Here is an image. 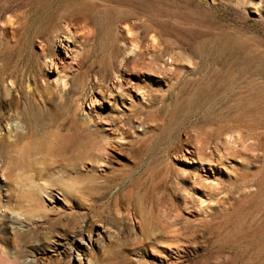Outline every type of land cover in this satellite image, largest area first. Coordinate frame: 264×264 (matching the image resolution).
<instances>
[{
  "label": "rangeland",
  "instance_id": "374dc122",
  "mask_svg": "<svg viewBox=\"0 0 264 264\" xmlns=\"http://www.w3.org/2000/svg\"><path fill=\"white\" fill-rule=\"evenodd\" d=\"M230 30L264 56V0H0V138L16 124L11 136L28 134L13 115L19 93L30 96L15 86L24 78L36 89L30 100L68 94L75 120L109 142L96 163L65 173L80 189L74 198L60 187L51 198L36 193L18 236L5 219H23L15 204L30 194L27 178L44 183L23 168L31 140L6 151L0 255L16 248V264H264V119L168 132L178 77L201 70ZM45 124L32 130L38 144L64 132L60 121Z\"/></svg>",
  "mask_w": 264,
  "mask_h": 264
},
{
  "label": "bare ground",
  "instance_id": "6f19581e",
  "mask_svg": "<svg viewBox=\"0 0 264 264\" xmlns=\"http://www.w3.org/2000/svg\"><path fill=\"white\" fill-rule=\"evenodd\" d=\"M262 43L264 44V40ZM261 54L264 53L261 52ZM200 65L201 70L191 71L182 78L178 77V87L172 95L173 107L171 113L169 112L168 132L174 129H184L189 123L193 128H211L228 121L244 122L254 119L261 122V119H264V56L257 53V56L253 57L247 53V44L238 32L231 31L219 41L214 42L210 46L209 54L202 58ZM25 83L26 80L22 78L15 86L16 88L20 87L22 92L31 96L36 92V89L33 88L31 91L30 86H25ZM5 92V96L16 98L12 89ZM19 95L20 100L25 102L23 105H21L22 103L17 105L13 115L19 124L26 125L28 134L23 135L20 132L11 136L12 131L17 132L21 128L16 124L11 126L7 138L4 136L0 138V166L3 167L2 165L5 164V153L10 149H18L24 139L31 140V145H26L24 148L25 163L23 168L34 172L35 176L44 184L35 185L31 178L26 179L30 194L21 201H16L15 204L16 208L24 211L23 219L17 217L5 219L6 231L14 236L25 234L29 230L32 217L35 214L33 212L35 207L32 203L38 199L36 193L41 192L48 195L51 188L60 187L63 199L74 198L80 189L68 183L70 177L65 173L70 169H75L77 165L84 166L86 161L95 162L98 159L96 156L103 157L108 153L107 147H109L106 136H102L98 129L83 128L84 126L88 127L90 122L82 117L75 120L72 112L76 113L78 107H70L68 94L47 96L39 103L30 100V96L24 100L21 93ZM192 118H196L193 123L190 121ZM47 119L56 124L60 121L64 132L46 136L43 142L38 144L37 134L32 130L35 126L39 129L46 127ZM13 127L15 128L13 129ZM39 163L46 164L45 169L52 173L46 174L44 173L45 169H35L34 166ZM48 197L51 198L49 195ZM17 262L16 248L9 250L6 256L0 255V264H16Z\"/></svg>",
  "mask_w": 264,
  "mask_h": 264
}]
</instances>
